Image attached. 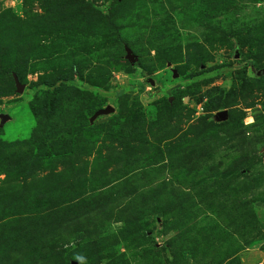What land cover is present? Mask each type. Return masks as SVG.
Here are the masks:
<instances>
[{
  "label": "rangeland",
  "instance_id": "rangeland-1",
  "mask_svg": "<svg viewBox=\"0 0 264 264\" xmlns=\"http://www.w3.org/2000/svg\"><path fill=\"white\" fill-rule=\"evenodd\" d=\"M0 264H264V0H0Z\"/></svg>",
  "mask_w": 264,
  "mask_h": 264
},
{
  "label": "trees",
  "instance_id": "trees-1",
  "mask_svg": "<svg viewBox=\"0 0 264 264\" xmlns=\"http://www.w3.org/2000/svg\"><path fill=\"white\" fill-rule=\"evenodd\" d=\"M55 114V105L53 101L51 100V96L48 97L45 104V116L47 119H51Z\"/></svg>",
  "mask_w": 264,
  "mask_h": 264
},
{
  "label": "water",
  "instance_id": "water-1",
  "mask_svg": "<svg viewBox=\"0 0 264 264\" xmlns=\"http://www.w3.org/2000/svg\"><path fill=\"white\" fill-rule=\"evenodd\" d=\"M126 58L132 65L135 64L136 60L134 59V57L131 55L130 52H127V57ZM15 84H16L17 92L20 93L22 91V87L20 85H18L17 79H15ZM109 112H111L110 109L108 111H104V114L109 113Z\"/></svg>",
  "mask_w": 264,
  "mask_h": 264
}]
</instances>
